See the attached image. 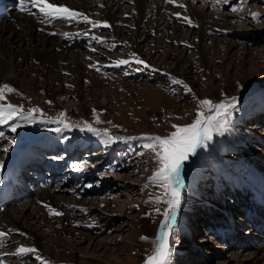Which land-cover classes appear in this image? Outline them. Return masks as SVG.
Returning a JSON list of instances; mask_svg holds the SVG:
<instances>
[{
  "label": "rangeland",
  "instance_id": "obj_1",
  "mask_svg": "<svg viewBox=\"0 0 264 264\" xmlns=\"http://www.w3.org/2000/svg\"><path fill=\"white\" fill-rule=\"evenodd\" d=\"M177 1L204 11L202 41L198 25L184 22L186 16L192 20L184 7L169 2L161 14L162 4L148 7L145 24L138 30L131 24L137 16L132 0H88L95 18H101L105 7L121 19L116 24L119 34L111 27L91 29L83 22L71 26L63 20L51 22L65 54L81 65L76 74L59 70L61 81L36 79L60 89L55 98L60 108L72 111L65 117L69 127L48 122L57 119L59 112L44 96L34 98L43 103V115L35 114L34 122L18 118L0 124L3 166L17 151L22 152L21 160L26 153L43 164L40 169L18 166L15 178L20 185L15 193L22 189L23 193L10 196L5 209L22 208L25 217L17 218L23 227L68 259L57 262L45 256L49 264H77L75 256L86 264H146L167 205L156 200L163 189L150 184L158 163L144 147L148 143L144 137L168 136L175 131L172 125L194 122L198 110L212 115L207 107L200 108V100L221 103L233 97L237 102L226 130L214 133L206 148L189 157L186 172L184 165L182 203L169 240L171 264H264V0ZM253 13L259 16L254 19ZM63 26L72 32L63 31ZM93 35L104 42L91 39ZM188 42L200 43L206 58ZM129 43L135 49L127 47ZM55 49L60 51L58 46ZM133 53L149 67L137 64ZM118 60L129 64L116 67ZM28 77L34 78V73ZM173 78L184 83L175 84ZM230 80L235 86L228 89ZM10 94L5 91L4 102L14 104ZM14 123L21 125L15 132L11 131ZM86 124L100 134L89 132ZM105 130L125 139L106 144ZM41 144L56 150L49 154L39 148ZM37 152L49 155L41 157ZM53 169H60L61 175L56 177L59 174ZM38 184L51 191L63 215H50L45 205L51 200H36ZM32 199L36 201L28 206ZM31 241L14 231L0 253ZM255 256L261 260L250 261ZM4 260L5 264H40L35 254L9 255Z\"/></svg>",
  "mask_w": 264,
  "mask_h": 264
},
{
  "label": "bare ground",
  "instance_id": "obj_2",
  "mask_svg": "<svg viewBox=\"0 0 264 264\" xmlns=\"http://www.w3.org/2000/svg\"><path fill=\"white\" fill-rule=\"evenodd\" d=\"M88 1V0H87ZM85 0H50V2H55L57 4L66 5L71 9H74L78 12L84 13L92 20L106 21L110 26L111 30L114 32L120 33V30L116 28V24L121 21V19L116 16V14L111 13V11L107 8H102L101 18H95L94 13L95 10L89 5V3ZM105 2L107 0H104ZM117 0H112V2H116ZM135 5V13L137 16H133L132 18V26L136 29H140L144 26L146 20V10L147 8L156 5L158 7L159 4H162L158 7V14H161L163 11V5L168 3V0H132ZM208 2V1H207ZM177 5H184V9L187 14L192 18L193 24H197L200 28L201 41L204 37V27L206 25L207 20L205 19L204 11L199 10L187 3V1H177L173 3ZM0 6L3 9V12L6 13L0 18V87L4 84H8L16 91L13 92V95L10 94L9 99L16 105H22L24 109H31L33 107H38L41 109L42 102L34 99L35 97L44 96L46 100L51 101V103L56 107L59 114L61 112L71 114V110L62 109L56 102L55 96L59 94L60 89L52 88L51 86L45 85L44 83H39L36 78H43L45 80L53 77V80L61 81L62 76L59 74V70L71 72L76 74L79 71L81 62L75 58L74 60L69 58L67 54H65L64 49H62L63 45L58 42L56 38V30L52 29L51 23H49L46 19L42 23V17L36 9H32L35 12V15H31L28 12H22L20 10L18 0H0ZM93 6V4H92ZM148 8V9H149ZM157 9V8H156ZM98 11V10H96ZM99 12V11H98ZM164 12V11H163ZM162 16V15H161ZM165 16V15H163ZM157 17V15H156ZM160 17V16H159ZM187 17V16H186ZM163 18V17H162ZM161 19V17H160ZM208 19V18H207ZM159 20V19H157ZM65 21V20H63ZM67 25L71 26V23L77 24L76 21H65ZM80 23V22H79ZM53 24V23H52ZM63 31L72 32L71 27L63 26ZM132 38L138 42L141 40L137 39V37L132 34ZM138 37H142L141 33H138ZM135 43V42H134ZM189 43V42H188ZM55 44V47H52ZM136 44V43H135ZM193 44L194 47L200 53L202 59L206 58V54L204 50L202 51L200 47V43H189ZM60 48L59 52H56V47ZM65 47V46H64ZM130 49H135L133 45L130 43L127 45ZM138 53V50H135ZM72 53V52H71ZM71 55V54H70ZM76 55V54H75ZM61 63V64H60ZM29 73H34V78L28 77ZM72 75V74H71ZM235 85L232 80L229 81L228 89L233 88ZM218 91V90H217ZM8 98V97H7ZM89 110V109H88ZM87 110V111H88ZM88 111L87 113H90ZM39 115V113H37ZM49 145V151L53 153L56 148L51 147ZM46 147V144H41L39 148ZM18 148V147H17ZM22 153V152H21ZM20 151L15 152L13 158L0 169V231H10L9 238L12 237L13 232L17 231L23 233L30 237L32 240L28 242L26 246L34 247L38 250V253L41 257L45 258V256L54 259L57 262L60 261H68L67 257L63 254H56L53 251V248H56L51 243L44 242L43 237L34 233L32 229L23 227V224L17 217L24 218L25 215L23 213V209L18 207L15 210H7L5 209L6 203H1L10 196L11 186L9 182L11 179H14L15 174L18 172L17 167L20 164L28 161V154H24L21 160L22 154ZM48 154V155H49ZM42 156V155H41ZM30 162H34L33 158H29ZM37 163L39 161H36ZM40 164V163H39ZM185 172L188 168V162L185 163ZM42 165V164H40ZM35 167H37L35 165ZM52 171V170H51ZM60 169L55 174L56 177L61 175ZM50 174V173H49ZM55 176V175H54ZM39 178V177H38ZM28 188V187H27ZM36 188L37 201H45L46 199L51 200L50 206L51 208L59 211V207H57L56 198L51 194V191H47L38 184ZM22 189V188H21ZM23 190V189H22ZM21 190V193H23ZM35 199L28 201L26 204L28 206L32 205ZM264 206V205H263ZM25 207V206H24ZM3 209V210H2ZM25 210V209H24ZM15 213L18 215L16 216ZM36 217V216H35ZM35 219V218H34ZM37 219V218H36ZM40 219V218H39ZM44 222L43 219H40ZM65 221H69L65 216ZM62 220V221H63ZM38 221V220H37ZM62 223V222H61ZM260 228L262 225H257ZM63 230L70 233L71 230H67L64 225H62ZM264 230V223H263ZM256 228V229H258ZM76 259L77 264H86L80 261L79 257H73ZM264 259V258H263ZM260 261L261 257L255 256L250 261Z\"/></svg>",
  "mask_w": 264,
  "mask_h": 264
},
{
  "label": "snow or ice",
  "instance_id": "obj_3",
  "mask_svg": "<svg viewBox=\"0 0 264 264\" xmlns=\"http://www.w3.org/2000/svg\"><path fill=\"white\" fill-rule=\"evenodd\" d=\"M18 2L22 12H28L31 15H35V12H33L32 9H36L42 17V23L45 19L49 23L55 20H65L76 21L77 23L83 22L90 25L91 29L101 26L105 28L111 27L106 21L101 22L92 20L82 12L71 9L66 5L50 2V0H18ZM168 2L174 3L175 0H168ZM102 6L103 5H101V7ZM179 6L184 7V5ZM233 10L235 11V9ZM175 15L177 18H180V13H175ZM252 15L254 19L259 16L258 13H253ZM184 22L188 24L193 23L187 17H184ZM85 34L87 35V33ZM64 35L68 36L69 34L65 33ZM91 39L100 43L104 42L101 37L95 35L91 36ZM93 51H95V49H93ZM132 55L137 64L144 65V68L149 67L143 60L136 57L135 53ZM127 64H129L128 60H118L115 62L114 66L119 67L120 65ZM99 70L100 69L97 68V71ZM153 71L158 70L153 69ZM173 83L183 84L184 82L173 78ZM69 87H71V85H69ZM184 87L188 92L192 91L187 85H184ZM5 91L15 92L16 90L8 84H4L0 87V124H7L9 121H13L18 118L32 123L36 119L35 114L40 113L43 115L41 109L38 107H33L25 112L22 105L5 103ZM236 102L235 97H233L230 101L221 103H214L210 99L200 100V108L203 109L204 107H207L212 115L205 116L202 110H198L197 119H195L194 122L185 126L172 125L175 131L171 132L170 135L165 137H144V139L148 141L144 147L150 149L155 154L158 163L157 170L151 177H149L150 184L163 189V195L157 196L156 200L157 202L162 200L163 203L167 205L165 211L163 212L164 219L161 223V230L159 236L156 238V247L153 254L147 258L146 264H171L173 247L169 240L170 237L173 236L176 217L182 203V191L185 187L182 173L185 162L190 156H195L199 148H206L208 146V142L212 140L214 133L222 134L226 130L228 117L231 115L230 110L235 109ZM48 103H51V101ZM65 117L66 113L61 112L57 119L49 120L48 122L62 124L64 127H69V125L65 123ZM86 126L89 132H94L97 135L100 134L99 131L93 128L90 124H86ZM19 127H21L19 123H14L11 125V131L15 132ZM53 130L60 131L59 128ZM2 135L3 134L0 133V136ZM104 135L107 137L105 139L106 144L125 139L123 137L111 136L107 130L104 131ZM11 143H15V141H12ZM2 168L3 162L0 161V169ZM45 207L49 208L50 215H63L62 212H58L50 206L45 205ZM156 211L159 212V209L157 208ZM10 231L11 230L0 231V249L6 247ZM21 235L25 234L21 233ZM141 239L147 240L148 237H142ZM30 254H35V259L40 261V264H49L45 258L39 255L36 248L25 245H19L13 252L0 253V264H5L4 257L6 256L11 255L15 257H24Z\"/></svg>",
  "mask_w": 264,
  "mask_h": 264
},
{
  "label": "water",
  "instance_id": "obj_4",
  "mask_svg": "<svg viewBox=\"0 0 264 264\" xmlns=\"http://www.w3.org/2000/svg\"><path fill=\"white\" fill-rule=\"evenodd\" d=\"M188 162V166L190 165V162H191V160H188V161H186L185 163H187Z\"/></svg>",
  "mask_w": 264,
  "mask_h": 264
}]
</instances>
